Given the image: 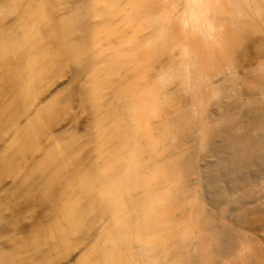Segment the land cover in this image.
Returning a JSON list of instances; mask_svg holds the SVG:
<instances>
[{"label":"rangeland","instance_id":"obj_1","mask_svg":"<svg viewBox=\"0 0 264 264\" xmlns=\"http://www.w3.org/2000/svg\"><path fill=\"white\" fill-rule=\"evenodd\" d=\"M203 1L208 33L194 28L186 0H0V26L14 34L0 49L5 264H57L61 247L40 242L35 230L56 220L67 192L77 194L80 169L98 165L106 175L107 160L131 149L117 125L132 113L136 88L152 113L138 135L143 156L156 182L176 189L172 215L194 224L185 248L167 249L169 256L264 264V0ZM20 8L29 26L14 25ZM67 143L75 160L62 166L68 153H53Z\"/></svg>","mask_w":264,"mask_h":264},{"label":"bare ground","instance_id":"obj_2","mask_svg":"<svg viewBox=\"0 0 264 264\" xmlns=\"http://www.w3.org/2000/svg\"><path fill=\"white\" fill-rule=\"evenodd\" d=\"M186 2L194 28L208 33L210 22L203 9L204 1ZM30 18L20 8L13 22L14 25L29 26ZM34 22L41 24L39 20ZM10 29L9 26H0V49L11 43V39L5 41L7 35H14ZM64 80V75L56 76L55 80L44 87L35 110L50 101ZM222 80L223 77L218 75L215 82ZM131 97L134 98V109L117 125L122 132L127 131L125 135L121 133L122 146H130L131 149L107 160L106 175L100 172L98 165L80 169L73 185L77 194L67 192L59 201L54 216L57 221L52 220L35 230L40 242H51V248L57 247L53 243L61 247L57 264H180L178 258L169 256L167 249L185 248L194 224L190 218L178 221L172 215V210L176 208V189L163 182H156L153 174L155 167L151 168L143 156L142 140L138 136L140 132L147 133V122L152 115L148 109L149 101L138 88L132 92ZM51 137L55 138L54 135ZM73 147L75 144L67 143L54 149V155L68 153L59 159L62 166L75 160L69 152ZM215 160L214 156L208 159L210 162ZM219 163L223 161L219 160ZM77 166L80 168L81 164ZM174 171H177L174 175L180 179L183 170ZM155 174L160 177L164 172L156 170ZM164 179L174 181L172 175L168 174H165ZM101 209L107 212L102 221L99 216ZM198 211L201 214L203 210ZM205 229L203 232L211 236L214 227ZM231 258L236 259L233 255ZM0 264H5L1 252Z\"/></svg>","mask_w":264,"mask_h":264}]
</instances>
